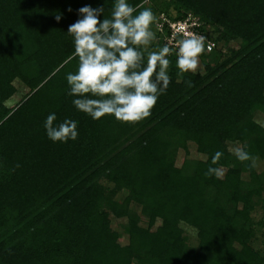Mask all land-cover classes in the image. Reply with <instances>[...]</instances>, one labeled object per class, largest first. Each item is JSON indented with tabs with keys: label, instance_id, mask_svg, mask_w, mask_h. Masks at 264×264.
Listing matches in <instances>:
<instances>
[{
	"label": "trees",
	"instance_id": "16d2710c",
	"mask_svg": "<svg viewBox=\"0 0 264 264\" xmlns=\"http://www.w3.org/2000/svg\"><path fill=\"white\" fill-rule=\"evenodd\" d=\"M127 2L156 16L149 51L166 44L159 14L191 13L213 43L194 72L168 57L167 90L137 123L93 120L68 95V27L84 6L110 17L113 0H0V264H264L251 246L264 213V0ZM13 80L27 91L7 106ZM53 113L77 122L75 141L47 137ZM210 166L223 176H206Z\"/></svg>",
	"mask_w": 264,
	"mask_h": 264
},
{
	"label": "clouds",
	"instance_id": "9594fccd",
	"mask_svg": "<svg viewBox=\"0 0 264 264\" xmlns=\"http://www.w3.org/2000/svg\"><path fill=\"white\" fill-rule=\"evenodd\" d=\"M130 5L127 0H113L110 17L99 19L103 6L78 9L79 17L69 25L67 34L73 39V52L69 61L76 60L74 72L66 74L68 95L75 97L74 107L93 120L108 115L122 123H137L151 115L158 97L170 83L168 69L175 55V66L180 74L194 72L199 57L205 51L206 37L187 32L171 44L149 51L156 40L152 30L156 16L151 8ZM71 11V9H69ZM57 21L61 16L55 17ZM188 86L191 82L188 81ZM55 114H49L44 122L47 137L53 142L75 141L78 137L77 122L65 119L54 124ZM232 154L240 162H251L256 157L244 147L235 146ZM223 153L217 151L211 159L216 165ZM19 167V165H16ZM223 170L209 167L205 173L217 178Z\"/></svg>",
	"mask_w": 264,
	"mask_h": 264
},
{
	"label": "rangeland",
	"instance_id": "374dc122",
	"mask_svg": "<svg viewBox=\"0 0 264 264\" xmlns=\"http://www.w3.org/2000/svg\"><path fill=\"white\" fill-rule=\"evenodd\" d=\"M169 13L172 15L174 14L173 10H168ZM200 69V64L196 70ZM13 84L15 85L16 91L15 93L10 96L6 101L7 106H13L15 103L18 102V100L22 97V95L27 91V88L24 87L20 82L17 80H13ZM256 119L260 122H262L263 118L260 117L259 115L256 117ZM235 146H240L238 143H231L229 145L230 149H232ZM181 157H177V161H180ZM256 167L258 169L262 168V163L259 161H256ZM253 225H254V238L252 239L251 246L260 253L264 257V224L262 223L264 220V213L263 211H260L259 208H256L253 214ZM143 220V219H142ZM114 226H116V223H113ZM118 229L121 228L117 227ZM183 230L186 236L188 237V240L191 244L195 243V232L192 228L184 226L183 225ZM126 241V234L124 231H121L118 237V242L119 243H125Z\"/></svg>",
	"mask_w": 264,
	"mask_h": 264
},
{
	"label": "built area",
	"instance_id": "2783aa9c",
	"mask_svg": "<svg viewBox=\"0 0 264 264\" xmlns=\"http://www.w3.org/2000/svg\"><path fill=\"white\" fill-rule=\"evenodd\" d=\"M163 24L168 28V34L164 36L166 44H171L174 36L179 39L180 36L187 32L205 36L204 33L198 29L200 21L189 12H187L184 17L177 20H170L165 18L162 14H159V20L156 23V27L159 31ZM205 45L206 50L213 47V43L208 37H206Z\"/></svg>",
	"mask_w": 264,
	"mask_h": 264
}]
</instances>
